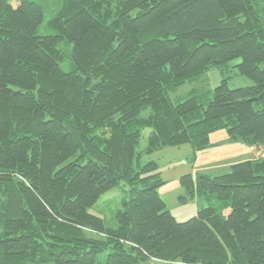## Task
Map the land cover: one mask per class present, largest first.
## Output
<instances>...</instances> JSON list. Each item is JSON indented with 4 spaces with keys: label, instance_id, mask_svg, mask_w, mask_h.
I'll use <instances>...</instances> for the list:
<instances>
[{
    "label": "trees",
    "instance_id": "16d2710c",
    "mask_svg": "<svg viewBox=\"0 0 264 264\" xmlns=\"http://www.w3.org/2000/svg\"><path fill=\"white\" fill-rule=\"evenodd\" d=\"M53 1L0 0V264H264V159L181 177L230 208L185 222L142 162L220 130L264 151V0ZM235 68L250 86L229 88ZM213 70L210 97L170 100ZM120 182L108 228L88 209Z\"/></svg>",
    "mask_w": 264,
    "mask_h": 264
},
{
    "label": "rangeland",
    "instance_id": "374dc122",
    "mask_svg": "<svg viewBox=\"0 0 264 264\" xmlns=\"http://www.w3.org/2000/svg\"><path fill=\"white\" fill-rule=\"evenodd\" d=\"M54 2L53 0H51ZM46 13V12H45ZM47 16V13H46ZM40 34H46L42 27ZM67 50L68 46L62 44ZM240 63L235 59L231 65ZM63 72L69 71L67 60L60 64ZM229 88L248 87L252 82L237 72L229 69L225 73ZM221 80L219 72L210 71L205 77L194 79L169 92V98L176 103L193 95L205 93L210 97L212 91ZM205 105L206 101L199 100ZM142 116H145L143 114ZM149 130L142 133L136 152H142L147 147ZM264 159V151L260 147L249 146L242 140H229L224 130L216 131L209 136V146L200 152H193L189 145L179 148H164L149 155H143L142 162L154 161L158 166L160 178L165 182L158 188L160 199L164 202L166 210L177 222H185L193 218L197 211L209 206L215 207L223 217L230 211L229 205H219L215 195L190 194L192 186L182 185L180 178L190 176L197 188L200 176L211 178L227 174L231 166L245 161H258ZM126 182H120L116 187L102 194L95 205L88 209V213L104 220L106 227L115 228V215L122 210L123 203L127 201Z\"/></svg>",
    "mask_w": 264,
    "mask_h": 264
}]
</instances>
